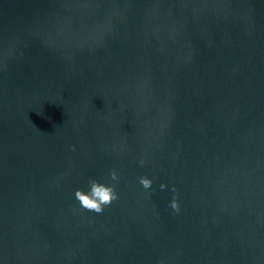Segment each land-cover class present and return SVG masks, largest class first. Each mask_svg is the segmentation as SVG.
<instances>
[{
	"label": "water",
	"instance_id": "95a60500",
	"mask_svg": "<svg viewBox=\"0 0 264 264\" xmlns=\"http://www.w3.org/2000/svg\"><path fill=\"white\" fill-rule=\"evenodd\" d=\"M0 264H264V0H0Z\"/></svg>",
	"mask_w": 264,
	"mask_h": 264
},
{
	"label": "clouds",
	"instance_id": "9594fccd",
	"mask_svg": "<svg viewBox=\"0 0 264 264\" xmlns=\"http://www.w3.org/2000/svg\"><path fill=\"white\" fill-rule=\"evenodd\" d=\"M143 164V161H141ZM110 179L112 181L119 180V176L116 171H111L109 173ZM139 183L144 189H150L152 187L153 181L146 176H141L139 178ZM88 190L77 189L75 191V198L78 200L81 207L88 211L100 214L104 211L106 206L112 204L114 200H117L118 193L115 190V184L102 183L96 179L88 180ZM167 187L165 184L160 185V189L163 190ZM173 192L175 189L173 188ZM175 212L180 211V204L178 200L174 197L169 205Z\"/></svg>",
	"mask_w": 264,
	"mask_h": 264
}]
</instances>
